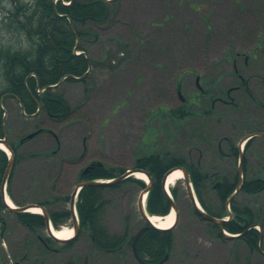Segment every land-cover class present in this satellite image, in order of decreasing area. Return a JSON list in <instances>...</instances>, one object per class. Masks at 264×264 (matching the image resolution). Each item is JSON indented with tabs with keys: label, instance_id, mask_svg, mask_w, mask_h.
<instances>
[{
	"label": "rangeland",
	"instance_id": "1",
	"mask_svg": "<svg viewBox=\"0 0 264 264\" xmlns=\"http://www.w3.org/2000/svg\"><path fill=\"white\" fill-rule=\"evenodd\" d=\"M12 6L11 0H0L1 38L25 46V37L1 24ZM79 28L91 30L84 44L100 64L86 81H63L54 88L70 103V117L58 121L38 112L24 120L17 99L3 98L11 140L43 129L19 146L21 158L6 188L14 204L47 202L51 209L69 208L64 198L71 196L86 166L101 162L130 169L140 153L154 150L174 153L218 177L235 173L239 158L231 154L228 139L242 146L251 130L264 132V0H119L111 4L105 24ZM234 68L247 77V91L233 82ZM221 75L220 83L230 88L232 99L220 93L214 113L183 119L170 113ZM245 155V179L264 178V136L258 135ZM172 186L179 189V217L171 228L174 248L164 264H264V253L250 252L240 240L219 237L210 221L195 214L184 179ZM209 187H204V199L217 210V195ZM141 190L130 182L107 193L105 221L111 233L128 229L131 234L144 225L137 202ZM236 201L264 223V190L239 192ZM46 234L2 210L0 264H141L132 247L124 255L96 249L88 232L44 251L39 237ZM260 245L264 252V240Z\"/></svg>",
	"mask_w": 264,
	"mask_h": 264
},
{
	"label": "trees",
	"instance_id": "2",
	"mask_svg": "<svg viewBox=\"0 0 264 264\" xmlns=\"http://www.w3.org/2000/svg\"><path fill=\"white\" fill-rule=\"evenodd\" d=\"M117 1L119 0H34V3H28L25 0H11L13 6L6 12L7 16L2 18L1 24L6 25L5 27L15 34L25 37L27 44L18 46L7 43L1 38L3 36L0 33V77L3 81L0 85V137H4V134L9 132L7 120L4 116L6 109L3 107L5 106L3 104L5 94L16 98L23 105L21 116L24 120L27 117H33L39 108L40 112L47 113L54 120L60 121L71 116L73 109L70 103L62 95L54 93L53 89L48 88V86L59 83L63 78L64 81H76L78 79L86 81L85 78L91 72H89L90 67L93 69V67L100 64L98 58L94 54L92 56L84 44V36L91 34V30L87 31L79 27L88 25L91 22L101 26L105 24L111 16V4ZM256 48L258 49L259 46H256ZM77 51L81 52L77 53ZM230 54L228 52V55ZM237 55L238 53L233 54L234 59ZM255 56L256 54L250 55L252 58H255ZM245 60V65H247V55ZM232 73L233 82L239 84L238 88H244L247 91V77L244 73L236 68ZM222 76L224 75H221L219 79L214 78L215 82H210V88L197 91L192 99H187L179 107L170 109V113L175 117H179V119L192 115H211V113H214V103L220 100V93L232 99L230 88H225L220 83ZM202 79L207 80L208 78L204 77ZM39 88H45V90L38 92ZM255 100L262 104L261 99L255 97ZM227 102L232 103L231 100ZM254 132L258 131L253 129L250 133ZM228 140L231 154L238 159L240 156L239 146L231 138ZM255 140L256 136L245 143L244 176L247 175V157L245 154ZM9 142L15 153L14 166H16L21 158L19 151L21 143L19 140L13 141L10 139ZM7 155L0 148V187L7 169L6 166L9 163V156ZM175 155L162 150L142 152L134 162V168L147 171L151 177L152 189L147 196V212L150 215H167L170 212L172 201L164 190L162 179L170 169L180 166L189 170L194 189L204 208L215 216H226L227 199L239 185V170H235V173L233 172L230 175L218 177L212 172L203 171L196 165L186 163L181 156ZM125 171L126 169L121 167H109L104 163L92 162L86 173H84V170L80 172L78 180H109L123 174ZM13 173L14 167L8 183L11 182ZM217 181H220V184L215 187ZM130 182L137 183L142 189L147 187L144 181L131 176L117 183L88 184L81 188L76 202L80 226L78 235L88 232V236L96 249L116 251L117 254L124 255L126 249L132 247L134 233L144 226L145 228L136 243L137 251L145 261L159 262L165 257V254H170L173 251L175 240L173 230H159L154 225L143 222L144 225H140L136 232L129 234L130 231L127 229L125 233L113 234L106 226L105 213L110 202L107 193L115 191L125 183ZM205 186H210L209 188L215 191L220 205L217 210L211 209L206 200L203 199ZM263 190L264 178L253 177L244 179L239 192L257 194ZM171 193L175 198L174 200L178 202V187L171 188ZM9 194L12 198L10 191ZM70 198L71 196L68 195L64 200L69 203ZM39 204L49 208V217L56 228L72 222V214L69 208L50 209L47 202H39ZM6 208L0 188V212ZM230 208H232L234 218L228 222H223V227L233 234L241 233L238 237H232L231 239L242 241L250 252L257 250L264 253L262 252L263 246L260 245L264 240V233L255 227L260 224L264 229V223L254 220V213L241 207L237 203L236 197L232 199ZM8 211L15 214L20 222L33 231L36 228L46 227L45 216L42 214ZM194 212L199 216V213ZM2 223L3 230L6 228V221L2 220ZM211 226L219 237L228 238L219 229L218 225L211 223ZM43 238L44 243L41 246L44 251L48 246H46V242L47 244L57 242L56 239L50 236ZM71 244L72 242H69L67 246H71Z\"/></svg>",
	"mask_w": 264,
	"mask_h": 264
},
{
	"label": "water",
	"instance_id": "3",
	"mask_svg": "<svg viewBox=\"0 0 264 264\" xmlns=\"http://www.w3.org/2000/svg\"><path fill=\"white\" fill-rule=\"evenodd\" d=\"M199 81V80H198ZM35 133V132H34ZM261 134H264V133H261ZM32 136H34V134L33 133H31V134H29L27 137H32ZM251 135H249L248 137H250ZM248 137H246V138H244V140L245 139H247ZM244 140H243V142H244ZM4 145V146H6L10 151H11V157H10V162H9V164H8V166H7V169H6V172H5V176H4V182H3V185H2V195L4 196V188H5V183H6V181H7V179H8V177L7 176H9V174H10V172H11V170H12V167H13V164H14V155H13V153H12V150H11V147L10 146H8L9 144H8V142H7V140H6V138H0V145ZM241 156H240V165H239V170H240V172H242V159H243V154H240ZM176 169H180V170H182V172H183V174H184V179H185V181H186V189H187V191H188V193H189V196H190V198H191V200H192V202H193V204L195 205V207H196V209L198 210V212L203 216V217H205V219H208V220H210V221H212V222H214V223H217V224H219L220 225V227H222L221 226V223H222V221H226L225 219H217V218H215L214 216H212L211 214H209L208 212H205V211H203V210H201L198 206H197V203H196V200L194 199L195 197H194V194H193V189H192V185H191V182H190V175H189V172H188V170L186 169V168H181V167H177V168H172L170 171H168L167 172V174L165 175V177H164V179H162L163 180V185L164 186H166V179L168 178V175L170 174V173H172L174 170H176ZM87 168L85 169V171L84 172H87ZM144 172V171H142V170H140V169H133V168H131L130 170L128 169L127 171H126V173H124V174H122V175H120V176H118V177H116L115 179H113V180H110V181H89V180H86V181H82V182H80V183H78V185H77V187L75 188V190L73 191V193L71 194V207H70V210L72 211V213H73V219H74V229H75V233H77V231H78V220H77V218H76V213H75V201H76V194H77V192H78V190H79V188H82L83 186H85V185H88V184H92V185H100V184H109V182L110 183H117V182H120V181H122V180H124V179H126L127 177H129V176H131V175H133L134 173H137V172ZM146 174H147V176L149 177V180H150V176H149V173H147V172H145ZM242 179H240V182H239V186H238V189L236 190V192H235V194L239 191V189H240V186H241V184H242ZM152 188V184H151V181L148 183V186L145 188V189H143V190H141V194H140V196H139V199H138V206H139V211H140V213H141V215H142V217H143V219L146 221V222H148V223H150V224H154L152 221H151V216H149V214L146 212V210H145V208H144V197H145V195H147V193L150 191V189ZM231 199V198H230ZM228 203H229V201H228ZM172 205H173V210L176 212V219L174 220L175 221V224L177 223V220H178V217H179V214H178V207H177V204H176V202L172 199ZM37 206H39V205H35V204H28L27 206L26 205H24V206H20V207H16V208H14L13 210H15V211H18V212H21V211H25V210H27V209H29V208H32V207H37ZM42 210L44 211V214H45V218H46V224H47V229H48V232H49V234L50 235H52L54 238H57L56 236H55V234L53 233V230H52V228L50 227L51 225H50V219H49V214H48V212L45 210V208H43L42 207ZM230 217H232V214L230 213ZM155 226V225H154ZM144 230V228H142L140 231H138V233L136 234V236H135V238H134V241H133V250H134V254H135V256H136V258L142 263V264H161V263H163L164 261L166 262V260L168 259V256L169 255H166L165 256V258L162 260V261H160V262H158V263H148V262H144V260L143 259H141L140 258V256L138 255V253H137V249H136V242H137V240H138V238H139V236H140V234L142 233V231ZM228 236H233V235H228ZM58 239V238H57Z\"/></svg>",
	"mask_w": 264,
	"mask_h": 264
},
{
	"label": "bare ground",
	"instance_id": "4",
	"mask_svg": "<svg viewBox=\"0 0 264 264\" xmlns=\"http://www.w3.org/2000/svg\"><path fill=\"white\" fill-rule=\"evenodd\" d=\"M57 84L50 85V86H48V88H52L54 90V88H56ZM44 90H45V88H44ZM134 175L136 177L140 178V180L143 179L144 181H148L147 175L145 173H142L141 171L135 173ZM182 177H183V173L181 170H175L172 173H170L168 175V178L166 179L167 180L166 181L167 190L169 189L170 186L174 185L178 180L182 179ZM6 201L11 207L15 206V204H13V202L10 200V198L6 197ZM145 201H146V198H145ZM31 211L37 212V214H38L41 212V209L37 207V208H32ZM174 220H175V211H171L166 216H159V215L151 216V221L154 223V225L156 227L162 228V229H167V228L172 227L174 225ZM53 232H54L55 236L61 240L70 239L74 235L73 229L71 227H68V226H62L61 228L59 227V229L53 228Z\"/></svg>",
	"mask_w": 264,
	"mask_h": 264
},
{
	"label": "flooded vegetation",
	"instance_id": "5",
	"mask_svg": "<svg viewBox=\"0 0 264 264\" xmlns=\"http://www.w3.org/2000/svg\"><path fill=\"white\" fill-rule=\"evenodd\" d=\"M261 105L263 106V104H261ZM86 167H88V170H89V167H91V164L88 165V166H86ZM219 184H220V181H217V183L215 184V186L218 187ZM215 194H216V193H215ZM233 218H234V214H233L231 220H232ZM261 231H263V228H261ZM39 240L41 241V244L44 243V238H43V237H39ZM49 243H50V247H51V244H52V243H51V242H49ZM49 243L47 244V242H46V246L48 245L47 247H49ZM50 247H49V248H50ZM16 264H18V263H16Z\"/></svg>",
	"mask_w": 264,
	"mask_h": 264
}]
</instances>
